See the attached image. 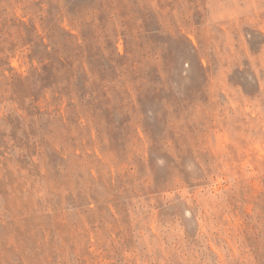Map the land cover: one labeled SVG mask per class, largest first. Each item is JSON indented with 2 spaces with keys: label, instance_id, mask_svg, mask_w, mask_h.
Returning a JSON list of instances; mask_svg holds the SVG:
<instances>
[{
  "label": "rangeland",
  "instance_id": "rangeland-1",
  "mask_svg": "<svg viewBox=\"0 0 264 264\" xmlns=\"http://www.w3.org/2000/svg\"><path fill=\"white\" fill-rule=\"evenodd\" d=\"M0 264H264V0H0Z\"/></svg>",
  "mask_w": 264,
  "mask_h": 264
}]
</instances>
